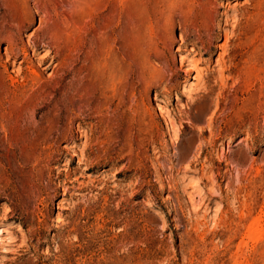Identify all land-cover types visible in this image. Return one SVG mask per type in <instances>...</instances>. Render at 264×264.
Here are the masks:
<instances>
[{
    "label": "rangeland",
    "instance_id": "1",
    "mask_svg": "<svg viewBox=\"0 0 264 264\" xmlns=\"http://www.w3.org/2000/svg\"><path fill=\"white\" fill-rule=\"evenodd\" d=\"M16 8L0 3L16 55L0 72L35 77L43 127L0 128V264H264V0ZM49 33L67 52L51 74ZM99 49L117 57L116 99Z\"/></svg>",
    "mask_w": 264,
    "mask_h": 264
},
{
    "label": "bare ground",
    "instance_id": "2",
    "mask_svg": "<svg viewBox=\"0 0 264 264\" xmlns=\"http://www.w3.org/2000/svg\"><path fill=\"white\" fill-rule=\"evenodd\" d=\"M0 3L2 5L12 6V7L14 6V7H17V8H23V7H25L26 0H0ZM19 11H20V9H19ZM6 13L5 12H0V31H4V32L7 33V36H6V44H5V46H3V48L5 49L4 50V56H3V58L1 57L2 59L0 60V67L2 66L3 69H6L7 68L6 65L8 63H12L13 64L14 63L13 62L14 60L12 58L16 56V55L10 53V49L13 46V37H12V34H11V32H12L11 31V28H12L13 25H12L11 22L13 21L12 19H14L13 16H15V15H13L12 17H10ZM103 15H105V14L103 13ZM38 19H39L38 25L40 27L43 26V24H44L43 19L42 18H38ZM17 20H18V18H17ZM103 20H105V17L104 16H103ZM107 31H108V29H106L105 27L104 28L101 27V29L99 31V35H98V38L101 41L104 40V38L106 37ZM34 32H35V30L32 31L31 33H29V38L32 36V34H34ZM49 35L51 37H53L52 39L55 40L54 45H52V46L51 45H48V46L45 47L46 48V52H48V53H50L51 51H54V53L51 55V59H50L52 61L55 59L54 66H53L51 72L48 73V74H51L52 72H55L56 71L57 68H55V67H58L61 63L64 62V60H65V58L67 56V52H66L65 45L64 44H62V45L60 44L61 43L60 39L59 40L56 39L58 37H56L55 35L52 36L50 33H49ZM49 35H48V37H49ZM182 39H183V36H179V40H182ZM106 48H107V46H106ZM27 49H28L27 46H26V48H22V50H21L22 51V59L19 61V64L18 65H21L23 62L27 61V59L30 57L31 54L28 52ZM32 51H34V49H32ZM100 53H101V57H99L100 60L98 59L99 61H98V64L96 66V69H95L96 70V75H98V77H99L98 80H99V82H100L101 85H105V83L109 79L112 80V84L111 85H112L113 91H114V98L116 99L117 98L116 93L119 92L118 89L120 88L119 87V81H118V80H120V78H119L120 75L118 77L119 79H117V73L119 71L118 70V64H117L118 63L117 57L114 56V57L111 58L109 56L110 59H112V60L108 61L109 57H107V56H108L109 52H106L105 50H100ZM95 64H96V62H95ZM19 69H17V71ZM1 73L2 72H0V128L4 132V135L7 137L8 135H11V133H13L15 131L16 133L19 132L20 138L22 137V138H26L27 139V137H30L32 135L34 136V135L38 134V131L43 126H41L40 120H38L37 124H35V125H33L32 121H31L32 117L35 116L38 111L35 112L34 114L31 113L32 114V117H31V114L28 113V108H29V105L31 104V102H30V96H31L32 92L29 91L28 89H26L24 87V85H26L28 81L33 82L35 80V77L34 76L29 77V75H27V76L25 75V77L22 76L23 79L25 80V82H22V81L20 82V80L15 79V80H13L12 83H10V82L7 83L4 80L5 78L2 79ZM94 74H95V72H94ZM101 88H103V86ZM109 89H110V87H109ZM115 104L117 105L118 103L116 102ZM158 109H159V107H158ZM54 117H53V119H54ZM172 128H173V124H171V122L168 120L166 122V124H165V132L170 134L169 135V140L170 141H173L174 140V137L172 135ZM31 141H32V139H31ZM24 143H25V141H24ZM24 143L22 141H14V142L13 141H7L6 142V146H7V148H10V149H14L15 150V148L21 147L22 145H24ZM25 144H27V143H25ZM60 205H61V203H60ZM44 253H45V251H44Z\"/></svg>",
    "mask_w": 264,
    "mask_h": 264
}]
</instances>
